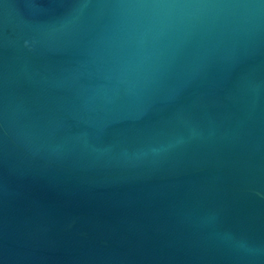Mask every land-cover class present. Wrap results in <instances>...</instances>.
<instances>
[{"label": "water", "instance_id": "95a60500", "mask_svg": "<svg viewBox=\"0 0 264 264\" xmlns=\"http://www.w3.org/2000/svg\"><path fill=\"white\" fill-rule=\"evenodd\" d=\"M0 264H264V0H0Z\"/></svg>", "mask_w": 264, "mask_h": 264}]
</instances>
